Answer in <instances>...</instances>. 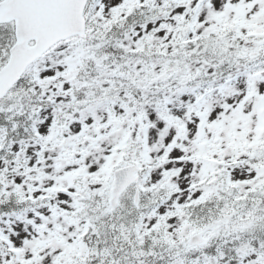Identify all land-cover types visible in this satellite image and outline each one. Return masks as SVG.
<instances>
[{
    "label": "snow or ice",
    "instance_id": "obj_1",
    "mask_svg": "<svg viewBox=\"0 0 264 264\" xmlns=\"http://www.w3.org/2000/svg\"><path fill=\"white\" fill-rule=\"evenodd\" d=\"M0 264H264V0H0Z\"/></svg>",
    "mask_w": 264,
    "mask_h": 264
}]
</instances>
